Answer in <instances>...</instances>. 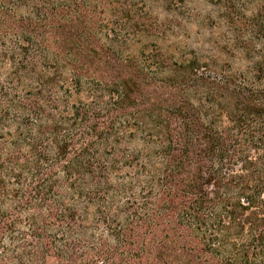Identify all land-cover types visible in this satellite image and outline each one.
I'll use <instances>...</instances> for the list:
<instances>
[{"label":"trees","instance_id":"1","mask_svg":"<svg viewBox=\"0 0 264 264\" xmlns=\"http://www.w3.org/2000/svg\"><path fill=\"white\" fill-rule=\"evenodd\" d=\"M185 1L0 0V264H264V0Z\"/></svg>","mask_w":264,"mask_h":264},{"label":"rangeland","instance_id":"2","mask_svg":"<svg viewBox=\"0 0 264 264\" xmlns=\"http://www.w3.org/2000/svg\"><path fill=\"white\" fill-rule=\"evenodd\" d=\"M182 6H180V17L178 18L180 26L178 28L162 27L159 30L164 44L168 49L175 51L174 60L190 59L192 55L197 58L211 56L209 41L215 31L213 28L214 22H216L214 7L204 0H186L185 5ZM153 11V17L158 19L160 24L163 20L162 13L160 10ZM203 21H205L204 24H202ZM141 45L152 47L148 39L141 40Z\"/></svg>","mask_w":264,"mask_h":264}]
</instances>
